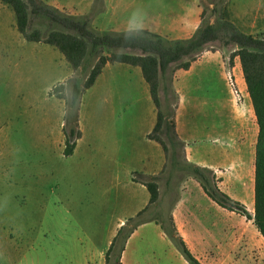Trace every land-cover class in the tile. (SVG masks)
<instances>
[{
  "label": "rangeland",
  "instance_id": "obj_1",
  "mask_svg": "<svg viewBox=\"0 0 264 264\" xmlns=\"http://www.w3.org/2000/svg\"><path fill=\"white\" fill-rule=\"evenodd\" d=\"M44 1L70 6L61 10L90 18L100 32L123 33L135 28L133 13L137 10L148 18L140 0ZM217 3H201L211 23L216 19L212 9ZM223 5L241 30L255 36L264 33V0H226L219 4ZM211 49L223 51L218 44ZM234 50L223 51L229 61ZM119 65L106 72L98 86L83 90L78 109L71 111L72 83L83 69L73 70L55 47L27 41L17 30L14 11L0 0V264H105V255L101 256L118 233L114 235V228L121 221L122 228L131 218L149 221L154 215L150 206L137 218L142 210L138 209L150 195L132 183L134 179L151 180L153 175L132 171L140 170L138 156L157 155L142 141L150 122L156 124L155 105L150 92L139 84L142 73L125 72ZM161 97L166 109L162 93ZM240 100L244 102V98ZM226 114L223 110V124ZM71 129L80 132L81 138L74 153L66 156L65 131ZM163 139L169 146L167 137ZM177 161L179 166L174 167L171 158H166L158 173L161 204L157 214L172 213L181 184L192 178L182 171L185 162L180 150ZM242 184H235L234 191L228 186L227 191L235 192L229 196L254 215L251 200L244 199ZM194 204H198L197 222L208 243L197 252L208 264H264L259 253L240 243L243 220L236 213L206 202ZM159 227L142 229L131 242L125 264H186Z\"/></svg>",
  "mask_w": 264,
  "mask_h": 264
},
{
  "label": "trees",
  "instance_id": "obj_2",
  "mask_svg": "<svg viewBox=\"0 0 264 264\" xmlns=\"http://www.w3.org/2000/svg\"><path fill=\"white\" fill-rule=\"evenodd\" d=\"M225 1L218 0L217 5L212 9V14L216 17L214 23L206 19L204 10L201 25L191 38L171 40L147 30L123 33L100 32L92 26L90 18L70 15L44 0H1L14 11L17 30L27 41L55 47L63 54L73 70L83 69V74L74 78L72 83L69 106L73 112L78 109L83 90H88L95 84L107 64L139 67L156 109V124L148 138L162 147L166 158H171L174 167L179 166L177 150H180L185 162L182 171L186 172L188 177L197 180L209 198L220 207L253 220L255 227L264 238V33L255 36L241 30L232 20L228 7L219 6ZM215 44H218L223 51L236 48L230 55V63L232 64L235 57L240 60L259 126L253 216L242 203L232 199L220 189V180L211 170L187 161L184 143L176 132L175 117L179 97L174 88L175 74L181 69L188 70L203 53L218 50L211 49ZM115 50L132 53H115ZM104 52L108 54L104 55ZM95 59L98 60L93 65ZM90 67L92 68L90 73L85 76ZM161 93L164 95L166 109L163 106ZM170 96L172 100L168 99ZM58 98L64 99L62 94H59ZM162 135L167 137L169 146ZM65 136V155L71 156L77 146V140L81 138V133L71 129L69 132L65 131ZM133 181L143 184L150 195L148 206L138 213V218L145 214L150 206L158 204L160 189L158 176L143 182L136 179ZM134 220L135 218H131L114 237L105 253V264H123L122 256L128 239L136 227L148 222ZM153 220L189 264H203L191 252L179 233L171 212L168 216L159 213Z\"/></svg>",
  "mask_w": 264,
  "mask_h": 264
},
{
  "label": "crops",
  "instance_id": "obj_3",
  "mask_svg": "<svg viewBox=\"0 0 264 264\" xmlns=\"http://www.w3.org/2000/svg\"><path fill=\"white\" fill-rule=\"evenodd\" d=\"M201 3L202 0L139 1L144 13L148 15L145 20L146 30L171 40H185L195 34L202 22L203 7ZM50 5L60 10L71 8L55 2H51ZM87 12L81 14L84 15ZM129 31L135 30H127V32ZM116 66L120 65L107 64L91 88L98 86L100 80L106 76V72ZM121 68L124 71L135 72L137 76L141 74V70L136 67H127L121 64ZM142 80L139 79V84L144 92L148 93L149 87L145 80ZM231 82L234 83V86ZM174 88L179 97L175 117L176 132L184 143L187 161L211 170L220 180V189L228 195L235 194V192L227 191L228 186L234 191L237 184L243 183L241 187L244 191V199L251 200L254 208L253 184L259 126L251 99L247 97L249 94L246 95L248 90L239 58L235 57L231 64L223 51L205 52L192 63L188 70L181 69L176 72ZM241 97L244 98L242 103ZM223 110L227 113L225 124L222 122ZM137 121L142 126L144 125L141 120ZM150 123L151 126L146 127V130L143 131L142 141L152 147L157 155L154 157L146 154L138 156L137 159L141 163L140 170L133 169L132 172L158 176L165 165L166 156L160 151L162 147L148 138L155 127V124ZM136 153L141 154L142 152L137 151ZM132 183L147 189L141 183L134 181ZM170 183L171 181H169ZM170 187L168 185L169 192H171ZM176 192L174 189L175 194ZM149 199H146L138 210L145 209L149 204ZM196 202H206L209 206L218 205L209 198L197 180L188 178L181 184L179 197L173 207L172 214L177 229L191 252L201 262L208 264L206 258L200 254L201 252H197L198 248L202 247L203 250L208 243L197 222L200 221V217H198L196 209L198 204H194ZM160 204L161 193L158 205L151 207V210H155L154 215L149 218L148 222L138 226L129 238L122 256L123 264H125L131 242L139 238L142 229L150 225L159 227L153 219L156 218ZM236 216L243 220L241 222L243 230L239 237L240 243L245 246L246 250H255L264 258V238L255 227L253 220H248L237 213ZM123 224L124 222L121 221L114 228V235ZM160 230L164 233L161 228ZM104 255L105 253L101 258ZM102 262L104 264V261ZM185 263L189 264L186 260Z\"/></svg>",
  "mask_w": 264,
  "mask_h": 264
},
{
  "label": "clouds",
  "instance_id": "obj_4",
  "mask_svg": "<svg viewBox=\"0 0 264 264\" xmlns=\"http://www.w3.org/2000/svg\"><path fill=\"white\" fill-rule=\"evenodd\" d=\"M133 20L136 21L135 28L130 29V30H135V31H140V32H145L146 27H145V17L141 15L139 10L133 13ZM128 37L127 35L125 36V41L127 42Z\"/></svg>",
  "mask_w": 264,
  "mask_h": 264
},
{
  "label": "built area",
  "instance_id": "obj_5",
  "mask_svg": "<svg viewBox=\"0 0 264 264\" xmlns=\"http://www.w3.org/2000/svg\"><path fill=\"white\" fill-rule=\"evenodd\" d=\"M231 84H232V86H234V83L233 82H231Z\"/></svg>",
  "mask_w": 264,
  "mask_h": 264
}]
</instances>
